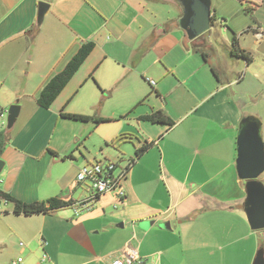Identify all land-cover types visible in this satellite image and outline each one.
<instances>
[{"label": "crops", "instance_id": "crops-1", "mask_svg": "<svg viewBox=\"0 0 264 264\" xmlns=\"http://www.w3.org/2000/svg\"><path fill=\"white\" fill-rule=\"evenodd\" d=\"M236 1L252 23L234 31L211 6V36L195 44L180 0H0V109L35 102L19 131L8 129L0 190L25 203L54 197L76 205L89 195L76 182L84 165L103 158L129 166L123 200L110 192L78 214L73 205L16 216L2 200L0 264H116L126 247L139 254L134 264H254L264 230L247 221L236 143L246 117L259 120L264 138V116L239 97L245 86L264 110V0ZM39 2L49 5L41 25ZM156 2L178 17L159 16ZM235 36L251 62L234 54ZM90 41L89 58L51 107L40 108L45 85ZM63 111L108 122L76 125ZM158 111L174 125L140 119ZM97 132L98 152L87 141Z\"/></svg>", "mask_w": 264, "mask_h": 264}, {"label": "water", "instance_id": "water-1", "mask_svg": "<svg viewBox=\"0 0 264 264\" xmlns=\"http://www.w3.org/2000/svg\"><path fill=\"white\" fill-rule=\"evenodd\" d=\"M186 8V18L182 24L191 39H197L211 27L212 9L211 0H180ZM49 10V5L39 2L37 22L42 24ZM21 107L12 105L8 110L7 128L14 127ZM236 170L240 180L246 181L247 198L244 210L249 226L254 231L264 230V185L258 179L264 173V142L261 135L259 120L246 117L240 125L237 140ZM5 162L0 159V173ZM254 264H264V253L258 254Z\"/></svg>", "mask_w": 264, "mask_h": 264}, {"label": "trees", "instance_id": "trees-1", "mask_svg": "<svg viewBox=\"0 0 264 264\" xmlns=\"http://www.w3.org/2000/svg\"><path fill=\"white\" fill-rule=\"evenodd\" d=\"M238 42L239 40L235 36L233 39L234 54L238 57H242L246 59L248 62H251L252 58L249 55H246L245 52L239 48ZM95 46H96L95 43L92 41L84 43L78 50V53H76L75 56L70 59V61L67 63L63 71L56 74L48 81V83L45 85V87L40 93V96H38L37 99V105L40 108L49 109L51 107L55 99L61 95V93L63 92L69 81L72 79V77H74L75 74L80 70L85 60L89 58L91 53L94 51ZM203 56L207 60L208 57L205 53H203ZM213 72L215 73V75H217L214 68H213ZM0 112L4 113L5 111L0 109ZM61 118L73 120L80 123H88L92 121L95 122L97 126L108 122V119L105 118H99V117L96 118L95 116H88V115H78L76 113H66L64 111L61 113ZM140 119L150 123L160 124L165 126L174 125L173 120H171V118L166 116L161 111L155 113L153 112L149 115H145ZM8 134H9L8 131L5 130L0 131V156L4 153L5 146L8 141ZM150 147L151 144L148 143L143 144L140 148L136 150V157L134 159L141 157ZM0 199L4 200L5 202H10L14 205L13 212L16 216L49 214L52 212H56L58 210L72 207L75 204L73 200L65 201L60 198H54V197L49 198L43 202L25 203L16 199L10 193L4 192L2 190H0ZM261 249L263 252L264 240L261 241Z\"/></svg>", "mask_w": 264, "mask_h": 264}, {"label": "rangeland", "instance_id": "rangeland-1", "mask_svg": "<svg viewBox=\"0 0 264 264\" xmlns=\"http://www.w3.org/2000/svg\"><path fill=\"white\" fill-rule=\"evenodd\" d=\"M243 1H246L244 4L246 5V7H248L250 1L249 0H243ZM210 3H211L212 8L218 11L219 15L223 16V18H226L228 20V23L226 25L232 27L234 29V31L242 32V30L246 29L247 26L250 23H252L250 15L248 16L243 12L240 4L236 0H211ZM150 6H152V8L154 10H156V12L159 16H173V14H174L175 16L177 15V17H178V14H179L178 10L173 9L169 4L168 5L167 4H160V2H158V3L156 2L155 5H152L150 3ZM221 22H222V20H220L218 18V22H216V24H215V25H217L216 31H221L222 34L225 35L224 32H226V31L222 28L223 25ZM210 36H211L210 32L209 33L205 32L203 35H201L200 37L197 38L198 40L195 44H200L202 41L208 40L210 38ZM249 42L250 41L246 42V40H245L243 42V44L245 46H247L249 44ZM215 43H216L215 41H213V43H212V45L214 44V50L217 51L218 54H223L225 52L226 48L223 45H218V44L216 45ZM242 71L243 70H240V73H244L246 75L245 71L244 72H242ZM251 76H253V75L249 74L248 78ZM239 92H240L239 97L241 99V103L242 104L247 103V107H245V110L252 111L255 114L259 113L260 115L264 116V114H262L264 112L262 106L261 105L258 106L257 104L253 105L252 100L249 101V98L247 99L248 90L246 89L245 86H242L240 88ZM261 103L262 102H260V104ZM16 105L21 107V114L19 115L18 120L14 126V131L18 132L19 129L22 127L23 123L29 117V115H31V113L33 112V109L35 107V102L31 97H29V98L23 99L22 106L18 105V104H16ZM9 108L4 109L5 115L2 119H0V131H2V130L8 131L7 115H8ZM66 113H68V112H66ZM91 116H95V115H91ZM95 117L97 118V116H95ZM67 122L76 123V125H80L79 122H76L73 120H68ZM92 123H94L95 127H97V124L95 122H92ZM98 136H99L98 132L93 133V135L90 136V138L87 140L88 144L92 147H95V150L97 152L99 151V148H96L95 145H97ZM263 142H264V138H263ZM93 144H95V145H93ZM90 146H88V147H90ZM103 148H105V146H103ZM116 149H119L118 144L116 145ZM123 152H125V151H123ZM102 159L103 158H96L97 161H101ZM92 160H94V159H92ZM117 163L121 166V168H124L128 164V161H127V159L126 160L119 159L117 161ZM258 181L264 185V173L258 179ZM244 182L246 184V181H244ZM89 185L90 184L87 183L85 185V187L83 188V190H87V192L90 195V191L88 190ZM82 193H83V191H82ZM0 202L2 204V208L4 211L5 206L3 205L2 200ZM12 255H13V252H9V253L5 254L6 258H10Z\"/></svg>", "mask_w": 264, "mask_h": 264}, {"label": "built area", "instance_id": "built-area-1", "mask_svg": "<svg viewBox=\"0 0 264 264\" xmlns=\"http://www.w3.org/2000/svg\"><path fill=\"white\" fill-rule=\"evenodd\" d=\"M5 115L0 112V119ZM128 167L121 168L119 165L112 161L101 160L92 161L84 165L76 176V182L79 186H84L89 183L88 190L90 195L80 203L74 205L76 208V213L87 209H91L95 201L104 194L113 192L117 193L119 198L123 200L126 196L123 190V181L128 176ZM23 244H21L22 246ZM123 260L116 264H134L140 259L138 257V252L131 247H126L124 249ZM22 262V258H18L17 262L13 264H19Z\"/></svg>", "mask_w": 264, "mask_h": 264}]
</instances>
